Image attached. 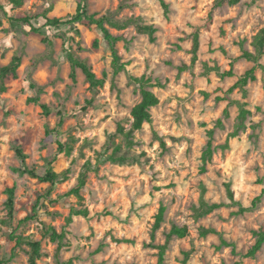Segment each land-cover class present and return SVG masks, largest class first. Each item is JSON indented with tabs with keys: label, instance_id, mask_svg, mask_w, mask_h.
<instances>
[{
	"label": "rangeland",
	"instance_id": "rangeland-1",
	"mask_svg": "<svg viewBox=\"0 0 264 264\" xmlns=\"http://www.w3.org/2000/svg\"><path fill=\"white\" fill-rule=\"evenodd\" d=\"M78 1L22 0L16 8L9 0H0V66L7 65L13 55L21 58L16 76H8L6 90L0 91V257L6 264H29L28 246L14 249L8 239L14 232L40 243L37 264H158L157 250L150 244L162 245L175 225L186 227L187 236L170 240L164 264H264V245L253 259L240 257L254 243L252 232H264V199L251 208L252 200L264 189V55L255 81L228 93L253 67L239 57L242 50L254 53L253 38L264 27V0L221 6L215 5L216 0H164L168 19L157 0H88L89 14L132 18L156 29L151 42L147 35L136 33L133 25L124 30L108 27L110 34L122 39L116 49L126 67L116 77L112 76L110 51L94 27L74 25L78 37L71 27L45 28L52 41L47 47L27 25L11 26L8 21L33 16L32 24L39 28L45 23L43 14L65 18L74 13ZM194 34L198 51L191 65ZM94 40H98L96 49ZM68 48L104 81L96 92L89 90L79 70L75 81L71 79L64 54ZM181 66L187 69L178 73ZM229 69L232 77L219 76ZM129 76L149 79L150 91L159 103L150 109L151 121L134 133L133 147L127 149L120 137L114 139L134 159L122 165L100 163L96 172L88 174L79 204L67 194L82 165L87 160L95 164L118 125L126 130L130 127V110L140 101V92L129 83ZM217 97L221 100L215 101ZM29 98H37L38 103H28ZM237 103L249 111L243 128L229 140L227 150L216 149L207 172L201 174L206 131L214 129L213 146L222 145L238 124ZM39 104L49 108L48 116ZM225 109L227 117L223 116ZM217 120L221 127L216 126ZM46 128L52 130L48 136ZM59 143L71 147L69 155L59 154ZM16 147L26 155L25 166L38 174L47 163L56 173L68 170L67 179L54 184L49 199L45 198L48 184L15 172L21 167ZM227 183L235 201L251 208L248 212L234 215L238 207L229 205ZM12 186L14 220L3 225L5 190ZM202 187L208 204L227 206L196 219ZM38 197L37 221L17 226L31 214ZM160 206L166 208L164 221L151 242ZM80 208H86L88 216L73 217L67 225L71 209ZM43 225L65 232L60 248L44 236ZM200 227L218 234L200 237ZM220 237L235 246L237 256L230 248L217 249Z\"/></svg>",
	"mask_w": 264,
	"mask_h": 264
},
{
	"label": "trees",
	"instance_id": "trees-1",
	"mask_svg": "<svg viewBox=\"0 0 264 264\" xmlns=\"http://www.w3.org/2000/svg\"><path fill=\"white\" fill-rule=\"evenodd\" d=\"M162 9L163 16L165 19H168V5L164 0H157ZM240 0H216L214 3L217 6H221L224 3L228 5H235ZM10 4L13 7H20L22 5V0H9ZM88 0H79L75 11L72 15H69L65 18H48L45 14H43V19L45 21L44 25L41 27H36L32 24L31 17L24 15L20 18H8V21L11 26H14L15 23L25 24L29 27L30 33L38 36L42 44L47 47L52 46V41L46 35L44 29L45 28H54L59 29L60 27H71L74 33V37L79 36V31L74 29L73 26L77 24L85 25L87 27H94L98 30L108 47L111 55V68H112V76L116 77L118 74L125 71L126 64L121 62V58L116 49V44L121 41L120 37H115L110 34L108 27L115 30H124L128 25H133L136 33L147 35L151 42L155 40L154 34L156 33V29L152 25H146L141 23L136 19H126V20H116L111 15H104L101 17H97L95 14H89L87 10ZM0 11L3 12V8L0 6ZM6 15V14H5ZM74 39V38H73ZM252 45L254 48V53H250L248 51L242 50L239 58L244 59L248 62L253 63V67L247 70L242 76H240L236 83L228 89V93H231L233 89L239 88L243 90L244 87L249 82L255 81V71L257 67H260L259 60L264 55V27L261 28L257 34L254 36ZM92 47L96 49L98 47V40H94L92 43ZM78 49L80 47L78 46ZM198 51V36L194 34L192 37V44L190 48L191 54V65H193L197 58ZM65 58L70 66V77L73 81H75V72L79 70L84 76L85 81L88 84L89 90L94 93L98 88H101L104 85V81L102 79H98L95 74L92 72L90 66L86 63V61L80 59L70 48L64 50ZM21 58L18 55H13L10 62L5 66H0V91L4 92L6 90L4 81L8 76H16V72L20 66ZM187 69L186 66H181L178 68V73H182ZM221 78L232 77V70L229 69L226 72H222L219 74ZM129 83L139 89L140 92V101L135 104L130 110V118L131 124L130 127L126 130L124 127L118 125L115 132L110 134L107 138L106 144L104 146V153L98 156L95 160V164H92L90 161H86L76 178L75 186L68 192L67 195L73 196L77 199L78 203L82 202L81 190L85 187L87 183L88 174L90 172H96L97 166L102 162H110L113 164H126L130 159H134L133 157L128 156L126 152L122 151L121 145L116 144L114 139L115 137H120L125 144L127 149L133 147L135 145L134 142V133L138 132L142 129L143 124L149 123L151 121L150 109L157 106L159 103L158 98L154 95L153 92L150 91L152 85L150 84V80L146 79L144 76L142 77H128ZM34 88V85H31ZM207 97V94H204ZM221 98H215V101H220ZM28 103H38L37 98H29ZM89 104V103H88ZM238 104V103H237ZM239 105V115H238V124L231 133H229L225 139V142L219 146H213V136L214 129H209L206 131L207 141L205 147L201 153L200 161L201 166L199 168V172L204 174L207 172V166L210 164L213 154L216 149H220L221 151H225L229 147V140L231 138H235L238 136L239 131L244 126V120L246 116L249 114L248 110H245L241 104ZM39 107L43 113V115L48 116L50 114L49 108L44 104H39ZM227 109L223 111V116L227 117ZM62 121L58 122L60 126ZM222 123L220 120H217L216 126L221 127ZM52 130L46 128V135L48 136ZM59 154L69 155L71 151V147L67 145L58 144ZM109 152V153H108ZM15 156L20 162L21 167L16 169L15 172L19 176H28L32 179L37 180L40 183H46L49 185V189L46 192L45 198L49 199L51 195V189L54 184L58 182H62L67 179L68 170H65L60 173H56L53 171L51 163H47L46 168L43 170L41 174L36 173L34 169H28L25 166L26 155L24 151L20 147L15 148ZM226 197L229 201V205H235L238 207V210L234 213V215H241L248 212L252 207H255L261 199H264V189L261 190L260 195L255 197L251 202V208H245L241 206L238 202L235 201L232 190L230 189V185L224 184ZM205 188L202 187L201 195L199 199V206L194 211V217L196 219L202 218L211 214L212 212L227 206L224 203H213L208 204L204 200ZM6 200L4 202L5 208V219L2 220L3 225H11L14 220L15 213V186L11 188H7L5 190ZM40 197H38L32 205L31 214L24 217L22 220L18 221L17 226L27 225L29 222L37 221V210L39 206ZM51 201V200H49ZM166 208L164 206H160L157 210V213L154 217V223L152 226L150 240L154 241L155 233L159 230L161 224L164 221V213ZM88 216V211L86 208L80 209H71L69 216L66 218V224H70L73 217H83L86 218ZM44 236L48 237L49 241L52 243H57L58 248H60L64 244L65 240V232L62 231L58 233L53 227L43 225ZM199 236L206 237L209 234H218L213 229H206L203 227L199 228ZM254 243L252 246L240 257L245 259H253L255 255L261 250L264 245V232L261 230L252 232ZM187 236V228L186 227H177L175 225L171 226L169 232L165 236V241L162 245L152 246L150 247L157 250V262L158 264H164V256L168 249V244L172 238L183 239ZM8 239L14 243V249L20 248L23 245L28 246V263L29 264H37V261L40 258V243L36 241H31L28 238H23L21 235H15L14 232L9 234ZM116 243H120V240H115ZM220 248H230L231 254L237 256L235 246L231 243L225 241L222 237L219 239V245L217 249ZM13 255H11V258ZM6 260L0 257V264H6ZM185 263V262H184ZM234 264H240V262H235Z\"/></svg>",
	"mask_w": 264,
	"mask_h": 264
}]
</instances>
